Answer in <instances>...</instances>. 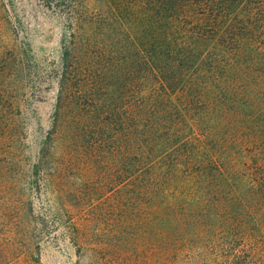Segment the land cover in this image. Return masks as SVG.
I'll return each mask as SVG.
<instances>
[{
    "label": "trees",
    "instance_id": "1",
    "mask_svg": "<svg viewBox=\"0 0 264 264\" xmlns=\"http://www.w3.org/2000/svg\"><path fill=\"white\" fill-rule=\"evenodd\" d=\"M65 2L82 40L65 52L57 123L90 167L110 160L129 220L163 245H237L235 215L264 206V0H128L121 44Z\"/></svg>",
    "mask_w": 264,
    "mask_h": 264
},
{
    "label": "rangeland",
    "instance_id": "2",
    "mask_svg": "<svg viewBox=\"0 0 264 264\" xmlns=\"http://www.w3.org/2000/svg\"><path fill=\"white\" fill-rule=\"evenodd\" d=\"M127 1L76 4L95 29L129 16L119 8L134 7ZM65 3L0 0V264H264L260 204L251 215L258 224L245 210L235 215L242 237L223 242L219 253L200 239L179 252L180 243L163 245L158 230L129 220L110 160L90 167L81 135L68 119L57 123L65 52L82 40ZM120 34L116 26L113 42L122 43ZM242 232L248 237L240 242Z\"/></svg>",
    "mask_w": 264,
    "mask_h": 264
}]
</instances>
